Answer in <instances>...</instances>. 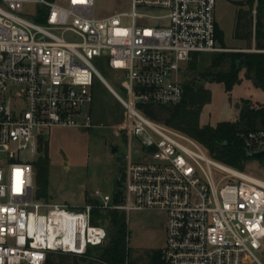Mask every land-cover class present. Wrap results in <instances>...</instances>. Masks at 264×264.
Masks as SVG:
<instances>
[{
    "label": "built area",
    "instance_id": "2783aa9c",
    "mask_svg": "<svg viewBox=\"0 0 264 264\" xmlns=\"http://www.w3.org/2000/svg\"><path fill=\"white\" fill-rule=\"evenodd\" d=\"M215 4L131 0L129 12L96 16L94 0H0V264L86 255L108 236L95 212L120 211L126 223L142 209L166 214L165 264H263L254 251L264 249V179L210 157L142 107L179 103L193 54L224 50ZM103 56L124 93L111 88L124 108L112 125L127 139L123 185L81 206L46 203L34 185L41 136L54 126L91 127L83 109L94 76L104 78L92 60ZM242 136L247 151L264 150L263 129Z\"/></svg>",
    "mask_w": 264,
    "mask_h": 264
},
{
    "label": "rangeland",
    "instance_id": "374dc122",
    "mask_svg": "<svg viewBox=\"0 0 264 264\" xmlns=\"http://www.w3.org/2000/svg\"><path fill=\"white\" fill-rule=\"evenodd\" d=\"M238 1L244 2L216 0L215 17L223 40L218 44L224 49L218 52L216 57L223 52L242 53L256 50L255 39L252 37V22L250 39L242 40L234 36L236 12L238 8H248L245 4L236 5ZM130 10L131 0H94L96 16ZM250 16L252 20L251 11ZM123 21L126 23L128 19ZM193 60L196 69L189 70L187 65L185 80L196 78L197 85H202L210 91L209 101L199 112L200 125H215L222 120H236L242 100L264 105V90L254 85L252 79L245 75L243 68L239 71V81L230 90H226L221 82L201 78L204 73L213 76L216 72L229 70V59L219 66H212L211 54H193ZM92 62L111 88L124 96L118 82L114 80L115 72L107 64V57L94 58ZM91 92L92 102L83 109V112L89 114L91 127L54 126L44 131L41 136V142L47 146L49 163L47 196L39 199L46 203L65 204L68 207L81 206L95 191L111 195L118 184L120 187L123 185V170L128 152L127 139L120 129L113 128L112 125L124 120V108L103 80L96 76L93 78ZM113 147H117L115 152H112ZM243 170L264 179V163L259 159L247 161ZM102 225L109 235L112 230L107 225ZM126 226L130 233L129 259L133 264H145L149 252L163 247L166 230L164 211L132 210ZM254 252L264 264V249Z\"/></svg>",
    "mask_w": 264,
    "mask_h": 264
},
{
    "label": "trees",
    "instance_id": "16d2710c",
    "mask_svg": "<svg viewBox=\"0 0 264 264\" xmlns=\"http://www.w3.org/2000/svg\"><path fill=\"white\" fill-rule=\"evenodd\" d=\"M245 4L247 9L238 8L234 24V36L247 40L251 36V16L253 0L238 1L236 5ZM216 37L222 43V31L216 23ZM255 47L263 50L257 52L242 53H213L211 64L219 66L229 59V70L216 72L213 76L201 74L204 80L221 82L226 90L239 81V71L243 68L248 78L254 85L264 90V0H258L255 22ZM245 61L239 65L241 59ZM188 69H196V63L192 59L188 63ZM211 73V72H210ZM210 99L208 88L197 85L196 78L185 80L183 84L182 100L174 105L142 106L145 115L151 119L180 130L197 140L214 159L235 169L243 170L247 161L255 159L248 155L245 148L243 134L250 130H264V105L242 100L236 120H222L215 125L199 124V112L201 107ZM264 163V158H259ZM48 163L47 146L40 141L38 154L33 161L35 168V195L37 198L47 196L48 187ZM120 185L115 188L120 191ZM89 199L87 198L86 201ZM94 223L107 225L112 230L104 244L88 248L86 255H74L62 252H49L44 264H124L126 258L128 264H133L129 259V247L126 244L127 226L125 217L119 211L95 212ZM70 260V261H69ZM145 264H165L161 259V250L154 249L146 255Z\"/></svg>",
    "mask_w": 264,
    "mask_h": 264
},
{
    "label": "water",
    "instance_id": "95a60500",
    "mask_svg": "<svg viewBox=\"0 0 264 264\" xmlns=\"http://www.w3.org/2000/svg\"><path fill=\"white\" fill-rule=\"evenodd\" d=\"M244 61H245V59L242 58L239 65H242L244 63ZM103 83L110 89L108 83L105 80H103ZM116 150H117V147L112 148V152H115ZM248 155L251 156L252 158H255V159L264 158V150L255 151V152H249L248 151Z\"/></svg>",
    "mask_w": 264,
    "mask_h": 264
},
{
    "label": "bare ground",
    "instance_id": "6f19581e",
    "mask_svg": "<svg viewBox=\"0 0 264 264\" xmlns=\"http://www.w3.org/2000/svg\"><path fill=\"white\" fill-rule=\"evenodd\" d=\"M103 80H104V78H103ZM109 85V84H108ZM109 87H110V89H111V86L109 85Z\"/></svg>",
    "mask_w": 264,
    "mask_h": 264
}]
</instances>
